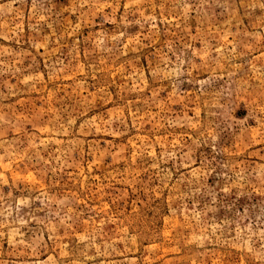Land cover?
Returning <instances> with one entry per match:
<instances>
[{"label": "rangeland", "instance_id": "obj_1", "mask_svg": "<svg viewBox=\"0 0 264 264\" xmlns=\"http://www.w3.org/2000/svg\"><path fill=\"white\" fill-rule=\"evenodd\" d=\"M0 264H264V0H0Z\"/></svg>", "mask_w": 264, "mask_h": 264}]
</instances>
